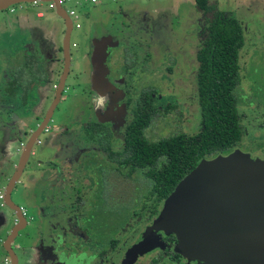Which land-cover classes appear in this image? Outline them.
Returning <instances> with one entry per match:
<instances>
[{
    "label": "rangeland",
    "instance_id": "374dc122",
    "mask_svg": "<svg viewBox=\"0 0 264 264\" xmlns=\"http://www.w3.org/2000/svg\"><path fill=\"white\" fill-rule=\"evenodd\" d=\"M79 1L81 4L75 5L74 0H61V7L74 9L78 18L69 38L70 70L61 99L48 126L30 148L10 195L14 203L24 207L28 220L35 218L34 222L28 221L12 242L18 264H25L24 257L32 254L29 247H33L34 232L38 235L36 244L40 243L49 223L67 218L79 220L80 227L84 226V220H92L93 239L91 243H83L66 235L64 247L68 249L77 242L86 248L88 255L93 252L92 259L87 258L89 263L92 261L90 264H116L122 250L150 219L149 182L142 175L123 177L101 152L84 144L79 133L81 123L106 121L113 126L119 141L141 88L150 86L156 90L152 106L160 110L166 105L170 107L162 119L146 130L147 139L156 141L177 134L190 136L200 126L195 81L200 14L193 0H116L92 5ZM41 2L38 7L32 2L17 3L11 5V12L7 7L0 10V107L12 109L5 115L0 111V190L3 193L27 139L53 99V84H57L62 72L64 23L54 7L47 8L49 1ZM211 3L214 8L230 12L242 27L243 43L238 51L240 87L236 92L237 114L243 125L241 143L261 142L262 106H256L260 96L253 97L248 106L246 99L251 92L260 95L264 91V0H211ZM37 9H41V14ZM25 53L33 54L47 82L34 85L26 107L14 108L13 99L4 98L2 102L1 99L5 97L3 90L12 69L23 62ZM124 57L130 59V67L125 66ZM113 123H118V127ZM119 170L125 169L119 167ZM43 182L56 187L57 196H53L52 205H45L49 208L38 216L37 200L43 195L36 190ZM29 189L34 192L30 196ZM110 206H115L116 212ZM87 211L89 215L81 220ZM12 215L0 202V264L4 258L8 260L2 243L6 231L11 230ZM60 226L51 232L61 233ZM62 226L66 227L65 221ZM110 237L119 238L121 249L97 259V250L107 247ZM24 245L27 246L21 251ZM24 252L27 253L24 255Z\"/></svg>",
    "mask_w": 264,
    "mask_h": 264
},
{
    "label": "trees",
    "instance_id": "16d2710c",
    "mask_svg": "<svg viewBox=\"0 0 264 264\" xmlns=\"http://www.w3.org/2000/svg\"><path fill=\"white\" fill-rule=\"evenodd\" d=\"M193 3L200 14L195 53L198 132L156 141L147 139L146 130L167 113L165 108L161 111L151 105L156 90L150 86L141 89L121 141H115L110 127L104 123L88 121L81 126L82 140L102 152L116 167H123L124 175L133 172L144 175L153 195L152 215L178 180L200 159L226 154L242 134L236 110L242 27L230 12L214 8L211 0H193ZM23 58V62L12 69L3 90L5 99L14 100V108L26 107L34 85L47 82L34 56L25 54ZM126 66L130 64L126 62ZM113 208L110 210L116 212Z\"/></svg>",
    "mask_w": 264,
    "mask_h": 264
},
{
    "label": "water",
    "instance_id": "95a60500",
    "mask_svg": "<svg viewBox=\"0 0 264 264\" xmlns=\"http://www.w3.org/2000/svg\"><path fill=\"white\" fill-rule=\"evenodd\" d=\"M35 0H0V10L17 3ZM52 1L56 15L63 21V66L57 80L53 99L42 121L26 141L14 174L4 189L3 202L15 212L18 220L2 243L9 264H16L10 243L25 219L10 192L24 167L30 148L49 122L58 104L69 71L68 44L72 30L60 0ZM173 234L174 251L206 264H264V161L252 159L237 149L226 154L200 159L184 174L161 202L153 222L130 248L139 254L158 243L156 231Z\"/></svg>",
    "mask_w": 264,
    "mask_h": 264
},
{
    "label": "flooded vegetation",
    "instance_id": "af4514ba",
    "mask_svg": "<svg viewBox=\"0 0 264 264\" xmlns=\"http://www.w3.org/2000/svg\"><path fill=\"white\" fill-rule=\"evenodd\" d=\"M112 2H116V0H114ZM69 19L71 21L70 17H69ZM72 26H73V23H72ZM76 27H78V26H76ZM70 45L71 46L72 45L75 46V44H72V43H70ZM74 46H72V47H74ZM68 47H69V44H68ZM61 50H62V45H61ZM25 54H29V53H25ZM68 54H69V56H71V53L69 52V48H68ZM62 57H63V54H62ZM125 58L127 59L125 61V66H126V62H128V64H130V66H131L130 59L128 57H124V60H125ZM196 65H197V62H196ZM130 66H128V67H130ZM46 79H47V77H46ZM195 81H196V71H195ZM55 87H56V85L53 84V88H55ZM64 87H65V84H64ZM239 87H240V84H239ZM61 96H62V94H61ZM196 96H197V93H196ZM257 96H260V99H259V101H257L258 104H256V103L255 104H256V106H258V105L262 106V109H261L262 110V114H263L262 125L264 127V91L262 93H260V95L259 94L254 95L251 92L250 96L246 99V106H248V104L250 105L252 103V101H253V97H257ZM152 97H153V95H152ZM137 98H136V100H137ZM241 100H243V99H241ZM135 102H134V105H135ZM237 103H238V98H237ZM134 105H133V107H134ZM167 106H169V105H167ZM167 106L165 107L166 111H167ZM132 109L129 111L130 115L132 113ZM236 110H237V105H236ZM130 117L132 118V115ZM131 118H130V120H131ZM113 119H115V118H113ZM130 120L128 121V123L130 122ZM238 120H239V115H238ZM88 121H94V120H88ZM88 121H85L83 123H86ZM94 122H98V121H94ZM122 122H123V119H122ZM83 123H81V126H82ZM101 123H104V124L108 125L110 127L112 133H113V136L115 135L114 134V128H112L113 126L110 123H107L106 121L101 122ZM239 123L241 124V127H242L241 137H240L239 141L236 143V145L229 152L237 149V150H239V151H241L243 153L248 154L252 159H260V160L264 161V136H263V140L261 142H257V143L256 142H252L249 145H248V141H246L245 144L241 143V139L243 137V125H242L240 120H239ZM113 124L118 127V123H113ZM127 124L125 125L123 131L125 130ZM47 126H48V123L46 124L45 127H47ZM60 126H58V127H60ZM123 131H122V136H121L119 141H121V139L123 137ZM80 132H81V130H80ZM114 138H115V136H114ZM80 139H81V141L84 144H88V143H85L82 140L81 135H80ZM115 141L118 142V139L115 138ZM88 145H90V144H88ZM90 146L93 147L92 145H90ZM96 150H98V149H96ZM206 159H208V158H206ZM111 164H113V163H111ZM115 167H116V165H115ZM115 169L118 172H120L123 177H128V176L132 177L133 175H142V174H138L136 172H133L130 175L126 176V175H124L126 171L123 170L121 172L119 170V167H116ZM22 171H23V169H22ZM22 171H21V173H22ZM142 176L144 177V175H142ZM60 178H63V175H61ZM144 179H145V177H144ZM16 183H17V180L14 183V186L16 185ZM64 183H67V180H64ZM14 186H13V188H14ZM148 187H149L148 193H149L150 196H152V199H153V195L150 193V186H148ZM13 188L11 189V192H12ZM55 189H56V187L53 188L51 185L50 186L49 185H45V183H44V185H42L41 187H39V189L36 190V191H40L42 193V195H43L42 197H40L39 200H37V203L40 206H39V212H37V210L34 209V210H36V215L41 213V211L43 212V211H45L46 209L49 208V207H44L45 205H47V204H50V206L52 205V203L50 201L52 200L53 196H57V192H56ZM11 192H10V195H11ZM2 193H3V191H2ZM32 193H34V192L29 191L28 196H30ZM3 195H4V193H3ZM10 199H11V196H10ZM152 199H151V202H150V205H149V208H148V216L150 217V219L147 221L146 225L141 228V230L138 232V235L134 238V240L131 241V243L126 247V249L124 248L122 250V252L120 254L121 255V259L118 260L116 262V264H206L205 261H200V260H197V259H191V258L185 257V256L177 253L176 251H174V247H175L176 242H177L175 237H174V235L173 234H165V233H163L162 231H159V230L153 233V236L155 238H157V242H158V243H156L157 245L154 248H152L150 250H147V251H143V252H141L139 254H131L130 253V248L140 239L141 234L144 232V230L153 222V219H154L155 215L157 214L158 208H159L161 202L163 201L162 200L159 203V205L157 206L155 214L152 215L150 213ZM103 200L105 202V199H103ZM29 203H30V201H29ZM14 204L17 205L16 203H14ZM3 205H5L4 202H3ZM17 207H18L20 213L22 214V216L25 219L24 220L25 221V225H24V227L22 229L17 231L16 235L14 236L13 240L10 243L11 250L15 254L16 264H18V257H17V254L15 253V251H14V249L12 247V244H13L12 242H14V239L17 237L18 233H20V231L25 229V227L28 225L27 224L28 221H30V220H32V222L35 221V218L33 220V217H30L31 218L30 220L27 219V217L25 215L24 207L22 205H17ZM110 207L112 208V206H110ZM113 207H115V206H113ZM11 211L13 213V215H12L13 222L11 223V225L13 227V225L16 224L18 222V220H17V218L15 216V212L13 210H11ZM86 215H89V211H87L86 214L82 215V217H84V218H81V220H84ZM64 221L66 222V227L62 226V223ZM91 221L92 220H89V221L88 220H84V222H83L84 226L80 227L79 226V220H76V218L74 220H69L68 218L66 220H55L53 223H49V228L46 229V231H45V233L43 235L42 242L37 243V244H36L37 240L35 238L38 239V235H37V232L36 233L34 232V228H33L32 232H34V235H35V236H33V239L31 238L32 239V243H33V247H31V246L29 247V249L32 250V254H29V255L27 254L28 258L24 257L25 264H30V263H33V264H88L89 261H87V260L89 258L92 259L91 256H92L93 252L88 255L86 253V251H85L86 248L82 247L77 242H75L73 245H70L68 247V249H67L66 247H64V237L66 235H69V236L75 237V239L81 240L83 243H85V242L91 243L92 239H93V236H92L93 233L90 231L91 230V226L90 225L92 224ZM88 224H89V226H88ZM59 225H61L60 226L61 233L53 234L51 231L53 230V228H56V227L59 228ZM9 233H10V231H6L5 238L9 235ZM114 236H116V235H114ZM69 243L71 244V242H69ZM119 244H120L119 238L110 237L108 239V242H107V247L105 245L104 249L103 248H99L97 250L96 253L99 254V257H96V258L99 259L101 257L100 259H102V258L106 257L105 256L106 253H109V252L116 253V252H118L121 249ZM26 246L27 245L21 246L20 250L21 251L24 250L26 248ZM78 249H79V251H78ZM3 251L7 255V253L4 250V248H3ZM27 252H24V255ZM7 257H8V255H7ZM8 260H9V258H8ZM7 261H5V258H4L3 259V264H9V262H7Z\"/></svg>",
    "mask_w": 264,
    "mask_h": 264
},
{
    "label": "built area",
    "instance_id": "2783aa9c",
    "mask_svg": "<svg viewBox=\"0 0 264 264\" xmlns=\"http://www.w3.org/2000/svg\"><path fill=\"white\" fill-rule=\"evenodd\" d=\"M65 1H70V0H65ZM82 1H85V2H87V3H96V2H101V1H114V0H82ZM38 3H40V1H33L32 2V5H35L36 7H38ZM42 3V2H41ZM60 3H61V0H60ZM74 3H75V5H80L81 4V2L79 1V0H74ZM54 7V3L52 2V1H49L48 2V5H47V8H53ZM7 10L8 11H12L13 9L11 8V6H8L7 7ZM38 10V14L40 13V11H41V9H37ZM65 12H66V14L71 18V21H72V23H74V21L76 20V19H78L77 18V14H76V12L74 11V9H72V8H69V9H67V10H65ZM37 14V13H36ZM41 14V13H40ZM76 24V26H77V23H75ZM0 202H1V204H3V193H2V191L0 190Z\"/></svg>",
    "mask_w": 264,
    "mask_h": 264
},
{
    "label": "crops",
    "instance_id": "0c3cea01",
    "mask_svg": "<svg viewBox=\"0 0 264 264\" xmlns=\"http://www.w3.org/2000/svg\"><path fill=\"white\" fill-rule=\"evenodd\" d=\"M1 98H2V96H1ZM4 100V97L1 99V102ZM0 105H2V104H0ZM6 107V106H5ZM48 108V107H47ZM3 110V113H4V115L6 114V113H9V112H11L12 111V109H10V108H8V107H6V108H4L3 106H2V108L0 107V111H2ZM47 110V109H46ZM6 117V116H5ZM47 161V160H46ZM46 161H43V162H46ZM53 164H51L50 166H52ZM55 164L52 166L53 168H55ZM50 168V167H49ZM43 179H45V177L43 176ZM44 183V182H43ZM29 191H31L30 189H29ZM33 192V191H32ZM12 219H13V217H12Z\"/></svg>",
    "mask_w": 264,
    "mask_h": 264
}]
</instances>
